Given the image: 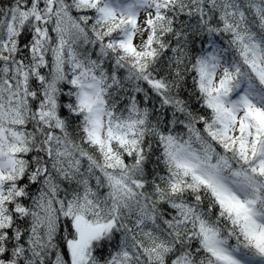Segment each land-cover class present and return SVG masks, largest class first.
<instances>
[{
	"label": "snow or ice",
	"instance_id": "snow-or-ice-1",
	"mask_svg": "<svg viewBox=\"0 0 264 264\" xmlns=\"http://www.w3.org/2000/svg\"><path fill=\"white\" fill-rule=\"evenodd\" d=\"M0 264H264V0H0Z\"/></svg>",
	"mask_w": 264,
	"mask_h": 264
}]
</instances>
